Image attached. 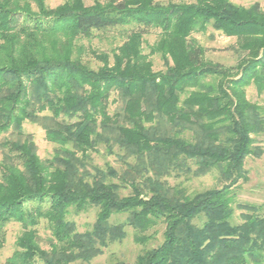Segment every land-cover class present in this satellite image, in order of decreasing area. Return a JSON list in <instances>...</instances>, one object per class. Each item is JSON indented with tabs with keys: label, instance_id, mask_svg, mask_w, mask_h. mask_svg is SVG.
I'll use <instances>...</instances> for the list:
<instances>
[{
	"label": "trees",
	"instance_id": "16d2710c",
	"mask_svg": "<svg viewBox=\"0 0 264 264\" xmlns=\"http://www.w3.org/2000/svg\"><path fill=\"white\" fill-rule=\"evenodd\" d=\"M208 28L235 38L233 65L205 57L192 34ZM151 30L158 38L146 54ZM109 32L123 40L90 49L93 67L81 41ZM154 54L164 69H153ZM251 84L264 93L258 1L0 0V247L10 223L21 228L4 264L90 263L127 226L145 244L160 223L156 246L115 264H264V214L234 204L246 158L263 153ZM26 122L54 144L49 157H39ZM101 148L116 166L93 162ZM213 171L219 186L203 190L168 180ZM90 208L95 220L79 231L69 215Z\"/></svg>",
	"mask_w": 264,
	"mask_h": 264
},
{
	"label": "rangeland",
	"instance_id": "374dc122",
	"mask_svg": "<svg viewBox=\"0 0 264 264\" xmlns=\"http://www.w3.org/2000/svg\"><path fill=\"white\" fill-rule=\"evenodd\" d=\"M63 0H46L49 6H55ZM104 1V0H102ZM162 3L168 1H182V0H158ZM233 2L241 5L248 6L251 3L258 1L262 8H264V0H232ZM92 0H86V4H91ZM192 36L205 48V57L213 61L221 62L225 65H233L237 61V55L231 49V46L235 43L234 37L225 36L217 31L208 28L206 32L193 33ZM158 38V30H151L149 33L144 34L142 49L143 52L148 54L150 51V45H152ZM121 35L114 32L106 33L90 40H82L81 43L85 46V52L83 57L89 59L92 66L96 67L98 62L93 58L90 53V49L109 51V49L122 42ZM150 59L153 64V69H164L163 61L158 54L150 55ZM88 60V61H89ZM247 98L251 101L259 103L263 107L264 111V93L258 94L253 84L246 88ZM115 104L112 103L110 108L113 109ZM24 130L33 135L34 141L37 145V153L40 158L49 157L54 149V144L49 142L45 137L44 130L37 124L30 122L24 123ZM257 145L261 146L263 153L260 157L248 156L245 161V169L247 170L248 179L241 181L235 187L234 204L236 203H252L259 205V212L264 214V133L256 136ZM93 162L98 165H104L109 162L111 165L116 166L117 161L114 155H108L101 148L100 152L92 153ZM1 158V151H0ZM169 182L171 184L182 182L189 192L203 190L206 188H212L219 186L217 181L216 171L210 172L204 176L192 177L190 179L174 178L170 177ZM127 193V191H125ZM242 209L235 208L233 221L240 222V213ZM96 209L90 208L86 211H82L78 214L73 211L69 215V219L75 221L79 231H84L90 227L95 220ZM125 215H114L111 219L112 222L123 221ZM198 222V221H197ZM21 228L18 223L12 222L6 227V240L0 247V264H4L6 258L11 255L15 249V239L20 233ZM163 224H158L155 227L147 231L148 234H152L147 243L141 244L134 241V230L127 226L126 236L122 240H117L110 243L103 249V253L96 256L90 263L83 261H75L71 264H115L118 260H124L131 262L135 259L144 248L156 246L162 240ZM41 235H46V232L41 229Z\"/></svg>",
	"mask_w": 264,
	"mask_h": 264
}]
</instances>
